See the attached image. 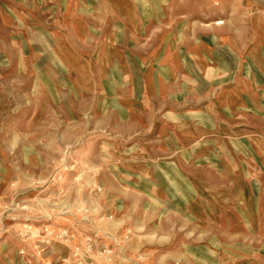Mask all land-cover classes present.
Masks as SVG:
<instances>
[{"label": "rangeland", "instance_id": "1", "mask_svg": "<svg viewBox=\"0 0 264 264\" xmlns=\"http://www.w3.org/2000/svg\"><path fill=\"white\" fill-rule=\"evenodd\" d=\"M73 1L0 0V264H264V106L248 119L234 112L232 131H198L177 152L176 139L166 152L152 136L98 150L88 105L50 54L48 33ZM82 1L90 21L115 10ZM135 2L186 37L225 19L239 31L248 5Z\"/></svg>", "mask_w": 264, "mask_h": 264}, {"label": "crops", "instance_id": "2", "mask_svg": "<svg viewBox=\"0 0 264 264\" xmlns=\"http://www.w3.org/2000/svg\"><path fill=\"white\" fill-rule=\"evenodd\" d=\"M73 2L48 33L50 54L87 103L86 133L98 138V150L122 152L126 142L152 136L166 152L176 139L177 152L196 143L198 131H232L234 112L248 119L250 107L264 106V0H248L239 31L225 19L188 37L138 11L135 0H111L115 10L91 21L77 10L83 1ZM256 119L264 124V113Z\"/></svg>", "mask_w": 264, "mask_h": 264}]
</instances>
